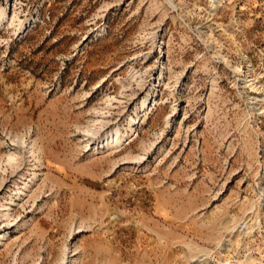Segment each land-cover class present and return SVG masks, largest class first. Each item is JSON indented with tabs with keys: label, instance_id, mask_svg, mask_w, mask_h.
<instances>
[{
	"label": "rangeland",
	"instance_id": "rangeland-1",
	"mask_svg": "<svg viewBox=\"0 0 264 264\" xmlns=\"http://www.w3.org/2000/svg\"><path fill=\"white\" fill-rule=\"evenodd\" d=\"M0 264H264V0H0Z\"/></svg>",
	"mask_w": 264,
	"mask_h": 264
},
{
	"label": "bare ground",
	"instance_id": "bare-ground-1",
	"mask_svg": "<svg viewBox=\"0 0 264 264\" xmlns=\"http://www.w3.org/2000/svg\"><path fill=\"white\" fill-rule=\"evenodd\" d=\"M118 135H119V132H118V131H116V132H115V136L117 137Z\"/></svg>",
	"mask_w": 264,
	"mask_h": 264
}]
</instances>
